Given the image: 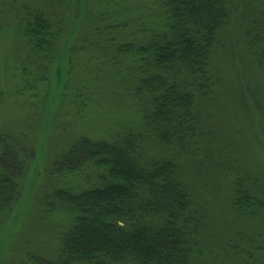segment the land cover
I'll return each mask as SVG.
<instances>
[{"label": "trees", "instance_id": "16d2710c", "mask_svg": "<svg viewBox=\"0 0 264 264\" xmlns=\"http://www.w3.org/2000/svg\"><path fill=\"white\" fill-rule=\"evenodd\" d=\"M84 3V32L74 39L71 19L48 0L21 5L16 91L53 74L61 109L81 115L107 98L128 118L107 132L78 133L54 155L30 206L33 235L5 264H241L236 255L248 244L264 248L262 229L247 235L240 219L262 201L235 177L220 195L226 215L217 216L182 171L220 85L214 56L233 23V0ZM251 32L244 27L249 60L264 71V46ZM21 138L0 130V234L34 153ZM148 141L165 153H150Z\"/></svg>", "mask_w": 264, "mask_h": 264}, {"label": "rangeland", "instance_id": "374dc122", "mask_svg": "<svg viewBox=\"0 0 264 264\" xmlns=\"http://www.w3.org/2000/svg\"><path fill=\"white\" fill-rule=\"evenodd\" d=\"M41 1L46 0H0V130L19 134L23 149L34 150L22 183V196L0 234V264H5L33 235V206H30L41 191L46 168L54 155L78 133L107 132L117 121L128 118L126 111H120L115 101L107 98L81 115L61 109L57 103L60 83L57 84L53 74L48 81L39 80L31 89L22 88L20 83V93L16 91L20 76L14 50L19 51L23 45L24 34L15 32V15L22 4L35 6ZM48 1L52 8L55 6L71 19L67 31L71 39L84 32V0ZM233 5V23L221 37L214 56L213 67L218 71L220 85L204 108V130L198 135L195 157L183 160L182 171L192 187L207 196L216 215H226L220 209V195H227L233 178L242 177L243 184L262 201V205L247 208L240 217L244 231L247 235L254 234L259 227L264 235V71L249 60L243 38L244 27L249 25L254 34L251 32L248 38L264 46V0H233ZM25 60L29 62L30 58L26 55ZM77 66L75 63L74 67ZM148 151L165 153L155 141H148ZM38 234L47 235H43L44 240L49 238L46 232ZM262 249L259 251L255 243L248 244L246 251L236 257L241 264H264Z\"/></svg>", "mask_w": 264, "mask_h": 264}]
</instances>
